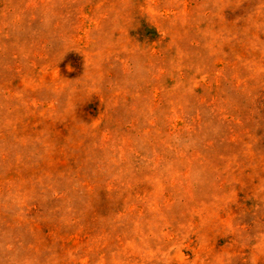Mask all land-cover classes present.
Here are the masks:
<instances>
[{"label":"rangeland","instance_id":"1","mask_svg":"<svg viewBox=\"0 0 264 264\" xmlns=\"http://www.w3.org/2000/svg\"><path fill=\"white\" fill-rule=\"evenodd\" d=\"M0 264H264V0H0Z\"/></svg>","mask_w":264,"mask_h":264}]
</instances>
